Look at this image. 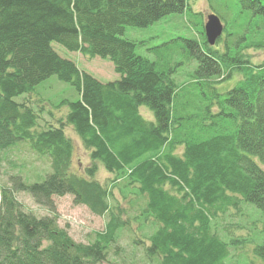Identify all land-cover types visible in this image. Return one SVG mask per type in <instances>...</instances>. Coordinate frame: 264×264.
<instances>
[{
	"label": "trees",
	"instance_id": "1",
	"mask_svg": "<svg viewBox=\"0 0 264 264\" xmlns=\"http://www.w3.org/2000/svg\"><path fill=\"white\" fill-rule=\"evenodd\" d=\"M187 1L0 0V153L25 141L52 169L41 182L12 175L0 185V264L106 259L128 222L95 178L98 164L115 174L121 190L142 196L139 222L155 225L144 246L150 264H226L229 244L243 241L228 243L214 222L243 203L264 211V61L253 63L246 51L264 49V0H208L230 12L228 20L218 13L225 20L221 50L207 43L203 26L198 38L174 35L147 46L154 59L137 51L152 39L121 36L126 25L190 11ZM53 42L108 59L119 77L101 82L61 57ZM51 75L72 84L79 98L63 101L68 111L57 126L36 129L38 115L14 98ZM143 106L152 119L140 112ZM67 126L89 153L81 173L73 169ZM19 191L50 214L25 210ZM66 194L107 215L86 244L57 223L53 197ZM225 232L234 234V227ZM143 242L133 238L136 246ZM253 252L264 264V240Z\"/></svg>",
	"mask_w": 264,
	"mask_h": 264
},
{
	"label": "rangeland",
	"instance_id": "2",
	"mask_svg": "<svg viewBox=\"0 0 264 264\" xmlns=\"http://www.w3.org/2000/svg\"><path fill=\"white\" fill-rule=\"evenodd\" d=\"M187 3L190 11L195 13L194 15L190 16V11L187 10L182 13L167 14L147 26L126 25L121 36L137 43L152 39L149 43L137 44V51L150 59H154L153 53L146 49L147 46L166 41L174 35L200 37L198 29L200 31L209 13L217 15L221 13L226 20L231 19L230 12L226 13L215 1L188 0ZM219 18L225 27L224 18L220 16ZM192 24L195 26L193 25V27ZM225 39L224 33L212 46L219 50L223 49ZM51 45L61 57L73 61L80 70L93 75L101 82L112 81L119 77L114 72L112 63L106 58L86 57L80 52L67 50L56 42ZM246 51L253 63L264 61V49L249 48ZM193 64L191 62L190 66L192 67ZM190 66L188 65L186 68L184 66V68L188 70L191 68ZM182 78H185L184 71H181L180 80ZM78 98V92L72 84L60 80L56 75H51L39 82L30 94L19 95L14 100L28 103L38 115L36 129H43L50 125L57 126V119L65 116L68 107L63 101H74ZM140 112L148 119L153 118L152 112L147 107L143 106ZM65 131L74 146L73 169L79 170L81 173L84 167L91 162L89 153L82 146L80 138L71 127L67 126ZM180 151L177 149L178 153ZM51 170L49 160L33 152L28 146V142L25 141L18 142L10 149L0 153L1 186L10 184L12 175L20 176L22 181L27 184L41 182ZM114 176L115 174L107 172L98 164L95 178L112 192V198L116 200L115 207L124 212L121 218L127 221L128 225L122 229L118 239L111 244L106 259L98 264H150L151 261L144 254V246L147 245V236L152 233L155 225L150 220L143 225L140 224L138 216L143 218L140 210L142 196L137 193L130 194V190L134 191V189L128 187L121 190V181L115 179ZM123 194H129V198L125 199ZM16 198L22 203L25 210L31 211L36 216L50 214L46 208L37 205L27 192H16ZM53 200L58 225L65 228L75 242L86 244L93 239L94 232L104 229L108 220L107 215H96L87 206L75 204L72 195L54 196ZM129 200L130 202H128ZM134 216L138 220L134 219ZM232 226L234 227V234L225 232ZM214 227L217 234L228 243H230L231 238L237 236L243 238V241L239 243L229 244V254L224 259L226 264H262L260 257L253 252V247L256 243L264 240V211L252 204L243 203L239 210L231 209L227 215L216 219ZM133 238L142 239L144 242L136 246L133 243Z\"/></svg>",
	"mask_w": 264,
	"mask_h": 264
},
{
	"label": "water",
	"instance_id": "3",
	"mask_svg": "<svg viewBox=\"0 0 264 264\" xmlns=\"http://www.w3.org/2000/svg\"><path fill=\"white\" fill-rule=\"evenodd\" d=\"M223 31V24L215 13H209L204 23V34L209 45H213Z\"/></svg>",
	"mask_w": 264,
	"mask_h": 264
}]
</instances>
